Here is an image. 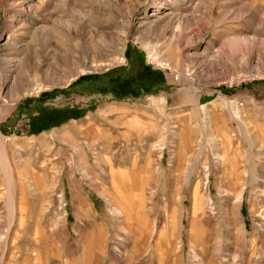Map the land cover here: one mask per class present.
I'll use <instances>...</instances> for the list:
<instances>
[{"label":"rangeland","instance_id":"1","mask_svg":"<svg viewBox=\"0 0 264 264\" xmlns=\"http://www.w3.org/2000/svg\"><path fill=\"white\" fill-rule=\"evenodd\" d=\"M40 1L0 0V264H264V61L225 80L199 72L213 41L264 46V0H196L208 36L179 48L165 40L172 25L159 43L137 32L156 0H52L35 16ZM248 3L260 16L218 26L206 14ZM125 19L124 61L106 72L40 90L19 66L61 53L74 64L70 29L98 45ZM181 53L196 75L179 82Z\"/></svg>","mask_w":264,"mask_h":264},{"label":"bare ground","instance_id":"2","mask_svg":"<svg viewBox=\"0 0 264 264\" xmlns=\"http://www.w3.org/2000/svg\"><path fill=\"white\" fill-rule=\"evenodd\" d=\"M50 1L52 0L49 1L41 0L39 2V5H35V6L32 5L33 7H30L29 11L35 14V16H38V14L41 12L43 8L42 5L43 6L46 5V3ZM195 1L196 0H169V1L156 0L155 1L156 6L154 12L150 15V18L153 17L154 19L146 18L143 19V21H139L138 22L139 26L137 29L138 34L141 33L142 31H143L142 33H148V34L149 33L154 34L156 32L155 33L156 36L154 35L156 41L150 39L151 40L150 42L154 41L155 43H159L161 40H164L166 38V35L168 34V29L172 25L175 28L174 29L172 28L171 34L168 36L169 38L167 37L168 39L167 38L165 39L166 43H168L169 45H177L176 48H179L180 44L182 43L190 44V43L200 42L201 44L205 42L206 41L205 38L208 36L209 29L208 28L201 29L199 22L196 20V17H194L195 12L204 9L203 7L204 5L201 1L198 2ZM168 7L169 9L166 13L165 8ZM217 9L218 11L216 10L217 13H215L212 7L208 6L206 7V11H207L206 14L207 16L216 14L217 17L216 24L218 26L228 21L242 22L243 20H245L244 18L247 14L260 16L261 13L251 3H248L246 5L244 4L242 7L234 11H229L227 9L225 11H222V9H224V6H220V5L217 7ZM185 12L187 14H185ZM260 18L261 20L259 23V29L264 27V17L260 16ZM131 26H132L131 19H125L124 27H123L124 29H122L120 33L101 36V42L98 45L94 44L92 38L85 40V37H87L86 34H83L82 32H78L74 28L70 29L68 33L71 34L72 31L74 33L77 32L76 34L79 35L78 38L81 41V43L77 44V48L79 50L77 55L73 58L74 64L68 56H62V53L59 55L54 54L55 62L60 60L66 61L65 66L67 70L64 72L61 71V69L55 65L54 61H51L47 65L43 64V66H45L44 68L42 67L41 63H37V62L34 63L30 62L26 64L21 63L19 66L21 68H24L28 73L33 74L36 83H38L39 85L40 83H42L39 87L40 90L48 89L49 87L69 85L72 79L76 78L81 74L85 75L87 73L106 72L109 69H111L114 65L123 63L125 49H126L125 48L126 45L124 43L128 38V34H129L128 31L130 30ZM192 26L195 27V29L192 28ZM39 30L46 31L47 28L43 27ZM137 40L139 39L137 38ZM236 41L239 42L238 47L237 46L233 47L231 45L226 44L224 47L216 48L213 44L214 41L213 43L208 45L209 48L207 47V49L203 52L204 54L203 56L207 57L209 61L207 62L206 65L202 64V66H200L199 72L202 71L204 73H207L209 76L224 80L233 77L235 74H240V73L247 74L249 72H255V71L259 72L261 69V61L262 62L264 61V46L262 47L258 46V48L251 46L248 47V44L246 42L242 40H236ZM106 48H110V50L113 48L114 53L118 55L117 58L116 57L113 58V56L109 53L107 54ZM227 55L229 57L228 60L226 59L227 60L226 61L224 58ZM194 56L195 55L194 54L192 55V53L191 54L181 53L180 55H178L179 60L175 63V65L173 63L175 68H178V70L180 69L179 72L177 71L178 72L177 80L179 82L188 80L187 79L188 76H194V74L196 75L195 71H192L191 73L188 71L190 74L187 73V71L185 73L181 67L182 62L183 61L185 62V59L189 60L192 59ZM1 63L3 64L4 67V78H3L4 84H7L9 83V81L12 80L10 82L11 85L5 90L6 94L8 95L5 96L6 101L8 100L5 106L8 111H11L12 106L19 100V97L15 98L13 97V94H11V88L16 87L18 85L17 79L16 77L11 79L9 76L10 75L9 68H11V66L8 60L6 58L5 59L3 58L1 60ZM57 71H61V73L64 75L62 77H59L60 73H58ZM203 76L201 75V77ZM62 79L66 81H63ZM187 94H189L192 103H194V105H198V100H199L198 97L195 96L193 93H187ZM115 181H117V179H115L114 182ZM166 238L168 239V237ZM171 242L172 241L169 238L167 245L171 246L172 244ZM116 258L118 260H121L119 255H117Z\"/></svg>","mask_w":264,"mask_h":264}]
</instances>
